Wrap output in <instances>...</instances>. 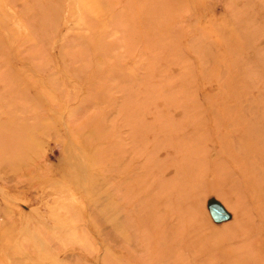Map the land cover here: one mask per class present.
I'll list each match as a JSON object with an SVG mask.
<instances>
[{"label": "rangeland", "instance_id": "obj_1", "mask_svg": "<svg viewBox=\"0 0 264 264\" xmlns=\"http://www.w3.org/2000/svg\"><path fill=\"white\" fill-rule=\"evenodd\" d=\"M0 264H264V0H0Z\"/></svg>", "mask_w": 264, "mask_h": 264}]
</instances>
